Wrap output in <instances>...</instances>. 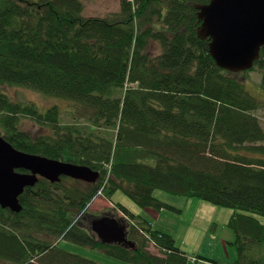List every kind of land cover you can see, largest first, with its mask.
I'll return each instance as SVG.
<instances>
[{"label":"trees","instance_id":"trees-1","mask_svg":"<svg viewBox=\"0 0 264 264\" xmlns=\"http://www.w3.org/2000/svg\"><path fill=\"white\" fill-rule=\"evenodd\" d=\"M207 2L120 0L118 12L101 17L84 16L82 0H0V136L100 174L95 183L39 178L19 196V212L0 206V264H102L62 241L130 264H197L172 235L113 202L117 190L141 208L177 210L154 196L162 190L233 209L231 264H264L262 104L242 73L218 67L209 39L197 37L195 5ZM251 70L261 72L264 89V46ZM5 85L83 110L63 121L57 106L14 101ZM22 118L42 131L22 128ZM99 192L126 216L134 248L102 243L91 231L87 205Z\"/></svg>","mask_w":264,"mask_h":264},{"label":"rangeland","instance_id":"rangeland-1","mask_svg":"<svg viewBox=\"0 0 264 264\" xmlns=\"http://www.w3.org/2000/svg\"><path fill=\"white\" fill-rule=\"evenodd\" d=\"M82 1L84 4V16L104 17L111 13H116L119 10L120 0ZM151 51L153 55H157L160 53V48L154 44L151 47ZM247 71V73H245L246 71L240 72L242 73L240 77L244 80L246 90L262 104V108L257 113L264 126V89L260 87L261 72L258 70ZM2 90L12 100L34 103L40 110L57 106L61 112V119L63 121H71L73 116H78L83 110L75 102L58 97L46 96L28 88L5 85L2 87ZM21 125L22 128L31 131L32 134L42 131L29 118H22ZM154 196L177 208V210L141 208L121 190L113 193L112 201L127 207L134 214L145 220L153 229L172 235L176 246L185 251L190 256L192 262L207 264V261L197 259V256L215 260L222 264H231L235 260V248L230 244V242L234 241L235 235L227 224L233 213V209L218 206L197 197L188 198L172 195L162 190H155ZM107 200L99 192L87 205V210L98 216L110 213L117 219L121 218L123 221H127L126 218L122 217L125 215L114 208L113 203V205H108ZM259 219L264 223L263 216L259 217ZM61 247L102 264H130L110 257L102 251L68 241H62ZM147 249L151 253H159L158 249L152 244H149Z\"/></svg>","mask_w":264,"mask_h":264},{"label":"water","instance_id":"water-1","mask_svg":"<svg viewBox=\"0 0 264 264\" xmlns=\"http://www.w3.org/2000/svg\"><path fill=\"white\" fill-rule=\"evenodd\" d=\"M201 22L199 39H209L208 52L216 65L232 73L250 70L264 46V0H208L196 4ZM63 177L95 183L100 174L91 168L61 159L16 149L0 136V206L19 212V196L39 178L54 183ZM128 224L113 216H99L90 229L106 244L134 248L128 238Z\"/></svg>","mask_w":264,"mask_h":264},{"label":"crops","instance_id":"crops-1","mask_svg":"<svg viewBox=\"0 0 264 264\" xmlns=\"http://www.w3.org/2000/svg\"><path fill=\"white\" fill-rule=\"evenodd\" d=\"M107 200V199H106ZM108 201V205L110 206V205H113L112 204V202L111 201H109V200H107ZM89 212V211H88ZM107 212V211H106ZM93 214V213H92ZM98 215L97 214H94V217L91 219V221L94 219V218H96ZM99 216H101V215H99ZM98 216V217H99ZM126 223V222H125Z\"/></svg>","mask_w":264,"mask_h":264},{"label":"flooded vegetation","instance_id":"flooded-vegetation-1","mask_svg":"<svg viewBox=\"0 0 264 264\" xmlns=\"http://www.w3.org/2000/svg\"><path fill=\"white\" fill-rule=\"evenodd\" d=\"M103 215L113 216V215H111L110 213H105V214H103ZM103 215H101V216H103ZM101 216H100V217H101Z\"/></svg>","mask_w":264,"mask_h":264}]
</instances>
